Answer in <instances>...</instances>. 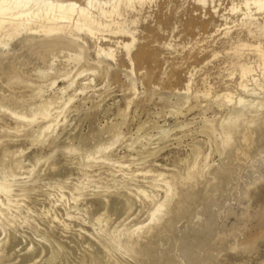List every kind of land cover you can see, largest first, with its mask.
Instances as JSON below:
<instances>
[{
    "label": "bare ground",
    "instance_id": "1",
    "mask_svg": "<svg viewBox=\"0 0 264 264\" xmlns=\"http://www.w3.org/2000/svg\"><path fill=\"white\" fill-rule=\"evenodd\" d=\"M156 1L0 0V130L10 139L30 130L34 144L55 145L59 119L65 118L75 98L68 94L69 89L85 92L95 87L98 79H117L118 73L129 80L134 92L127 100V110L131 105L138 108L150 104L156 96L170 105V114L174 117L190 107L192 99L208 102L201 110L216 105L223 111L222 115L218 119L205 116L198 123L207 138L209 152L204 145L195 142L190 145V156L180 160L182 164L177 166L157 165L161 144L152 147V137L144 135L145 149L137 154L141 158L133 154L131 160L114 156V147L125 138L121 132L123 127L121 129L117 122L108 127L111 136L102 142L99 139L100 143L92 150H86L80 143L79 146L69 143L58 150L64 161L63 170L73 171L77 159L87 182L69 188L71 199L63 191L64 185L70 184L57 182L55 188L60 195L56 197L60 201H72L75 204L72 208L79 211L77 219L88 220L101 236L97 242H90L92 234L82 230V242L88 246L72 264H186L184 257L181 259L162 248L160 241L164 237H177L176 224L184 214L194 218L202 215V211L211 210L208 229L211 231L217 224L216 213L211 208L214 201L211 205L206 204L201 212L190 205L196 204L206 192H222L233 180L238 182L241 174L235 176L237 171H246L247 164L256 157L255 164H258H252L256 175L251 174V180L239 191L246 204L243 212L237 216L232 208L223 207L226 218L235 221L226 233L214 237L206 235L202 240L196 238L201 233L195 230L192 235L191 232L184 233L183 255L194 264H264V218L260 219L262 231L257 238L244 243L236 240L237 233L246 226L240 223L252 219L249 201L254 197L257 185L264 184V0H175L177 4L168 0L166 9L156 7L155 12L151 7ZM187 2L192 4L189 10L183 8ZM226 2L230 5L229 13L243 16L241 34L246 36L245 39L240 35L232 36L230 30L225 33L233 51L227 56V73L234 84L218 95L205 78L201 80L203 90L197 89L191 74L182 89L166 90L154 85L144 91L142 98L139 97L137 82L140 79L136 74L141 69L147 70L154 57L151 47L157 37L167 32L200 34V30L214 25V17ZM173 46L171 42L163 45L166 48ZM124 64L127 68L121 71ZM165 65L160 80L172 84L178 78V70L170 68L168 63ZM153 76L152 71H146L141 74V79L151 81ZM80 77H84L83 82L78 81ZM59 79L65 80L67 86L46 96L47 91L59 89L56 87ZM17 89L25 92L18 93ZM25 97L32 100H24ZM126 113L119 114L123 125L129 112ZM7 119L14 122L13 127ZM158 129L160 141L171 135L170 128L162 126ZM141 130L140 125L139 132ZM134 145L132 142L128 147L134 150ZM214 153L220 155L216 164L210 163V155ZM21 154L24 155L23 150L12 151L3 137L0 139V233L4 234L0 238V260L7 254V244L12 239L13 243L17 240L16 235H12L17 223H25L39 233L38 246L43 247L44 242L51 245L50 256L43 262L34 260L32 255L36 248L33 246L23 249L25 257H32L29 264H56L61 258L57 248L68 250V247L53 240L50 231L37 223L34 215L37 209L29 207L30 201H36L32 194L40 179L38 168L45 158L37 156L30 165L28 180L22 181L17 170L27 166ZM127 161L131 163L126 165ZM90 163L109 169L119 168L121 175L114 171L109 178L99 176L100 182H97L87 172L92 168ZM44 164L54 169L58 164L56 155ZM208 176L218 183L208 185ZM88 189L92 193H87ZM80 203H83L82 209ZM120 208L127 216L112 230V216ZM56 209L57 205L51 207L47 215L56 218ZM142 213L146 216L140 220ZM67 216L72 218L70 213ZM218 250L223 254L218 255Z\"/></svg>",
    "mask_w": 264,
    "mask_h": 264
},
{
    "label": "rangeland",
    "instance_id": "2",
    "mask_svg": "<svg viewBox=\"0 0 264 264\" xmlns=\"http://www.w3.org/2000/svg\"><path fill=\"white\" fill-rule=\"evenodd\" d=\"M157 1L151 7L153 11L156 12L162 7L166 9L168 0ZM171 2L172 4H177L175 0H172ZM187 3L183 6L185 10H189L192 6V4ZM229 7V3H224L220 7L218 15L214 17V25L200 30V34L177 35L176 32L173 34L167 32L158 36L156 39L157 42L152 44L151 47L154 57L147 65V70L145 68L141 69V71L136 74V77L140 79L137 82V93L139 94V97L142 98L144 96V91L154 85L166 90H173L175 88L182 89L186 84L185 81L191 76V74L194 76V78L192 77L194 80L193 83H197V89L203 90L201 80L205 78L209 86L213 88L218 95L224 94L226 88L229 85H233L235 82V79L233 80L234 82L231 81L229 73H227V56H230L233 51H231L225 33L230 30L232 36L240 35L242 38H246L243 33V35L241 34L240 23L243 16L232 15L228 11ZM169 42L174 45L172 48L163 47L165 43ZM213 54L216 55L213 56ZM166 63H168L170 68L174 67L178 70V78L172 84H167L160 80V74L164 71ZM124 68H127V65L124 64V67H120V70L122 71ZM146 71H152L154 74L155 77L153 76L151 81L141 79V74H144ZM118 74L119 76L117 79L110 81L98 79L95 87L93 86L85 92H80L78 89L77 91L76 89L75 91L74 89H69L68 94L75 98L73 99L65 118L62 116L59 119L60 125L58 124L57 127L58 140L55 145L34 144L31 137L32 131H27L28 129H25L27 132L20 133V135L17 134V138L15 137L12 139L4 136L5 131L0 130V137H3V141H5L7 147H10L12 151L23 150L24 155L21 154V156L26 160L25 165L27 168L17 170L18 178L20 180H28L30 176L29 171L31 169L30 165L35 162L37 156L45 158L41 161L43 163H41L38 168L37 176H39L40 179L37 181V188L32 194V196L36 198V201H30L29 207H33L34 210L37 209L34 214L37 223H39L42 228L50 231L53 235V240L62 245H66L65 248L68 247V250H59L60 248H57L61 253V258L57 259L56 264L75 263L78 257L83 254V251L88 244L82 242L83 238L80 236L82 230L83 233L92 234L90 242L95 243L101 237L88 220L84 221L82 219H77V217H79V211L72 208L75 205L72 201H60L56 197V195H60L59 190L55 188L57 182L70 184L68 186L64 185L65 188L63 189L66 197L70 199L71 191L69 188H72L71 186L73 184H79L82 181L85 183L87 182L84 179L83 172H81L78 167L77 159L74 161L76 164L74 165L75 169L73 171L63 170L64 167L62 164L64 161L60 156V152H58L59 149L62 150L63 146L68 145L69 143L73 144V146H79L80 143V145H83L86 150H92L100 140V142H102V140H106L111 136L108 127L113 126L112 124L115 126L117 123H120L117 125H120L121 127H119L121 129L123 127V129L120 130L125 138L123 139V142L114 147V156H124V160H131V155L133 154L134 157L141 158V155L137 154H140L145 149L143 146V143H145L143 139L144 135L148 138L152 137V147H155L157 143L161 144L160 155L157 158L159 162L157 165L167 167L164 166V163H166L171 166H177L180 165V163L182 164L180 160H185L190 156V145L196 144L197 142V144L201 143V145L205 146L204 148L207 152H209L207 138L202 134L199 128L201 127V124L198 123H200L205 116V118L208 119H218L223 112L216 105H212V107L206 111L201 110V108L205 107L208 102L203 100L199 103L197 100L192 99L190 107L183 109L181 114L174 117L170 114V111H172V108L169 107L170 105L160 101L159 96H156L154 102L150 104L147 103L146 105H140L138 108L131 105L127 110L128 106H126V104L129 99L134 96V92L132 91L129 80L122 73ZM83 79L84 77H80L78 81L83 82ZM57 83L59 85L56 87L59 89L56 90L55 88L54 92L51 90L47 91L45 93L46 96L53 95L55 92H58L67 86L65 80L63 81L62 79H59ZM16 91L18 93L25 92L24 89H17ZM24 100L30 101L32 99L25 97ZM127 111L129 112V116L126 115L123 122L125 125H123L121 124V115ZM119 114L121 115L119 116ZM187 122L188 124H186ZM7 123L12 127L14 126V122L11 120L7 119ZM140 125L142 126V130L139 132ZM180 125L183 126V128H180ZM162 126L170 128L172 131L168 138L160 141L158 128ZM101 130L102 132H100ZM132 142L135 144L134 150L128 147ZM55 155L58 164L52 169L50 166L45 165L44 162ZM211 155L210 157L212 159L209 157L210 163L216 164L220 161L219 154L214 153L212 156ZM256 158H254L251 163L247 164L246 171H237L235 176L239 177L241 174V181L238 180L237 182L236 180H233L224 188V190H222V192L215 194L210 191V193L206 192V196L204 195L200 197L196 204L190 205L192 209L201 212L206 204L211 205L212 201H214L211 208L212 211L216 213L217 224L211 231L208 230L213 214L211 210L207 212L202 211V215L194 216L195 220H193L194 218L192 217L191 220V218L184 214L176 224L178 228L177 237H164L162 241H160L161 247L171 251L172 254L181 256V259L184 257V262L186 264H194L187 260L183 255L184 243L182 237L184 233L191 232L192 235L195 230L197 233H201L196 235V238L199 237L198 239L202 240L206 235L214 237L217 234L226 233V231L230 229V224L235 221L231 217L226 218L223 207L228 206L229 208H232V211L237 216H240L243 212L246 204L245 201L240 198L239 191L245 183L249 182L251 178L256 175V173H254L255 169L252 167V164H255ZM127 163L130 164L131 162L127 161L126 165H128ZM257 164L258 163L256 162L255 165ZM89 166L92 168L87 169V172L89 175L94 176L93 179L95 181L98 180L97 182H100V177L109 178L114 171L117 175H121V173L118 172L119 168L109 169L105 165L102 166L95 163H90ZM132 168L135 169L133 165ZM210 178L211 177L208 176L207 180H210ZM206 182H208V185L212 183L215 184V182L218 183L216 179ZM87 193H92L91 189H88ZM253 196L254 197L249 201V212L252 215V219L240 223L242 226H246L243 231L237 233L238 236L236 240L239 243L252 241L257 238L262 231L261 220L264 218L262 217L264 215V184L257 185L255 195ZM80 204L79 208L82 209L83 203ZM56 205L57 209L55 214L57 217L55 218L52 215H47V211ZM67 213H70L72 218H69ZM80 214L84 215L83 213ZM126 216L127 212L120 208L117 214L112 216L114 219L112 230L114 227L118 226ZM141 216L140 220L145 218L146 214L142 213ZM13 234L16 235L17 240L13 243L12 239L7 244L6 258L4 257L0 260V264H29L28 261L31 260L32 257H25V251H23V249H29L32 246L36 248V251L32 255L35 257L34 260L43 262L49 258L51 245L44 242L45 245L43 247L38 246L37 241L41 240L39 233H37L31 226L25 223H17L16 229L12 231V235ZM3 237L4 234L1 232L0 238L2 239ZM54 246L56 247V243ZM217 252H219L217 253L218 255L223 254L222 250H218ZM167 263L169 262L167 261Z\"/></svg>",
    "mask_w": 264,
    "mask_h": 264
}]
</instances>
